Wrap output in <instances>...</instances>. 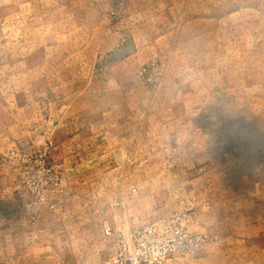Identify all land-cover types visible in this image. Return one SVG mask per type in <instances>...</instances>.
I'll list each match as a JSON object with an SVG mask.
<instances>
[{
  "label": "rangeland",
  "instance_id": "374dc122",
  "mask_svg": "<svg viewBox=\"0 0 264 264\" xmlns=\"http://www.w3.org/2000/svg\"><path fill=\"white\" fill-rule=\"evenodd\" d=\"M58 1L0 0V264H88L83 257L102 264L114 250L102 233L104 228L128 229L130 223L135 232L145 223L163 222L174 212H184L188 218L196 210L224 218L229 214L213 231L188 225L189 231L215 236L216 241L221 227L228 234L253 223L256 203H264V167H260L264 157V0H227L223 8L215 4L212 22L202 25L201 31H206L197 43V54L178 56L175 73H168L167 64L153 56L127 73L129 79L139 81L143 68L154 70L144 78L150 108H157L153 101L171 75L196 86L192 92L197 102H182L180 111L202 114L180 122L186 129L180 150L164 146L157 153L154 134L149 137V167L143 182L136 169L129 176L131 183H106L98 199L81 200L80 207L74 202L69 213L59 211L28 221L27 208L20 211L14 200L25 192L22 182L30 175L31 164L26 160L46 143L40 134L46 125L40 116L39 95L50 85L69 83L79 85L81 95L99 100L108 94L111 79L104 30L98 25L93 28L89 18L77 24L70 14L67 23V18L61 21ZM36 30L40 32L37 40ZM46 30L47 38L41 39ZM44 48L51 51L49 66L30 65L31 58L36 62L40 57L35 51ZM182 90L188 95L189 88ZM204 114L211 119L202 120ZM167 123L172 126V120L165 119L154 121L150 128L162 129ZM104 165L102 174L109 180L108 160ZM163 175L168 178L158 184ZM137 189L149 197L166 195V216L156 215L150 204L148 215L134 213ZM239 209L242 216L231 215ZM214 243L202 250H216ZM223 251L231 264H264V246L258 253L246 246Z\"/></svg>",
  "mask_w": 264,
  "mask_h": 264
},
{
  "label": "crops",
  "instance_id": "0c3cea01",
  "mask_svg": "<svg viewBox=\"0 0 264 264\" xmlns=\"http://www.w3.org/2000/svg\"><path fill=\"white\" fill-rule=\"evenodd\" d=\"M227 3V0L58 1L61 21L67 18L65 21L67 23L70 14L73 19L76 18L77 24H80L81 18H89L93 28L98 25L104 30L108 36L107 70L111 79L108 81V94L99 100L90 95H81L80 86L69 83L50 85L39 95L37 103L41 109L40 116L46 125L44 132L40 134L46 137V141L52 143L48 163L57 165L59 169L62 192L55 195L48 189L46 202L41 204L33 203L26 192L19 195L20 199L14 200L15 205L21 209L20 211L27 208L25 217L30 216L29 222L35 217L38 220V217L44 215L54 216L59 211L69 213L74 210V202L80 207L81 200L98 199L106 183H131L129 176L136 169L140 175L139 180L143 182L147 178L146 171L149 167L146 162L150 147L149 137L154 134L158 136L157 153H160L162 151L160 148L164 146L181 149L184 143L182 132L185 133L186 129H182L180 122L186 119L195 120L202 114L180 111L182 102H197V97L192 92L196 86L191 82L185 85L186 82L182 83L175 79L174 75L169 78L168 75L163 81L159 96L153 101L157 108L155 106L150 108L145 75L138 81L129 79L127 73H133L150 56L157 57L159 62H165L168 73H175L179 68L175 63L178 56L197 54V43L204 38L206 31H201L202 25L212 22L213 6L217 4L223 8L228 6ZM55 5L57 6L56 3ZM46 27L44 26L45 29ZM48 32V30L42 32L44 38L41 39H46ZM38 33H40L38 30L34 33L36 40ZM35 52H39L40 57L36 62L31 58L30 65L42 64L44 69L47 68L49 66L47 53L51 51L44 48ZM41 52H44V55ZM77 54L83 56L80 49L77 50ZM151 71L154 70L148 69V76ZM187 88L188 95H184L182 89ZM165 119L168 122L172 120L171 127L167 123L162 129L158 126L156 130L150 128L154 121ZM201 119L206 121L211 118L204 114ZM187 133H192V130L188 129ZM203 133L208 134L206 129ZM105 159L108 160L111 170L109 180H105L102 174V169L106 167ZM261 162L260 167L263 168L264 157ZM155 167L159 169V165ZM165 178L168 177L159 176L157 183H164ZM261 195L263 196L262 193ZM165 198L166 195L161 196L160 193L149 197L137 189V207L132 211L140 216L148 215L147 205L150 204L155 214L164 218L166 216L164 209L169 207ZM50 205H54V208L50 209ZM255 207L253 223L249 222L245 229L240 227L236 233L231 229V233L228 234H223V230L227 231L222 229L223 227L219 229L222 230V234L217 236L218 240L214 243L216 250L204 249L193 257L177 258L173 264H231L223 250L242 246L253 247L258 253L264 246L262 244L264 203L260 205L256 203ZM231 215L242 216V212L239 209L237 213ZM227 216L217 217L196 210L189 215V226L213 231L219 222L222 221L220 224H223L226 221ZM145 224L140 226L143 227ZM128 226L130 232H137L133 231L130 223ZM122 228L126 229L125 226ZM111 243L114 248L112 240ZM82 261L95 264L91 257H83Z\"/></svg>",
  "mask_w": 264,
  "mask_h": 264
},
{
  "label": "built area",
  "instance_id": "2783aa9c",
  "mask_svg": "<svg viewBox=\"0 0 264 264\" xmlns=\"http://www.w3.org/2000/svg\"><path fill=\"white\" fill-rule=\"evenodd\" d=\"M148 68H143L139 75L146 76ZM51 146L52 143L46 141L38 153L26 160L31 163L30 175L22 183L33 203L46 202L48 189L55 195L62 192L59 169L47 162ZM53 208L54 205H50V209ZM188 225L186 213L174 212L163 222L145 225L136 233L104 228L102 233L113 241L114 252L102 264H173L177 258L193 257L216 241L215 236L189 231Z\"/></svg>",
  "mask_w": 264,
  "mask_h": 264
}]
</instances>
